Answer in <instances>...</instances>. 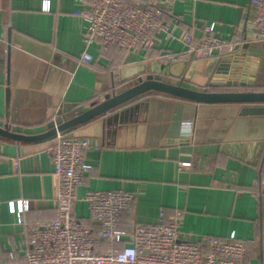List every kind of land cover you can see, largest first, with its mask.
I'll use <instances>...</instances> for the list:
<instances>
[{
	"label": "crops",
	"instance_id": "1",
	"mask_svg": "<svg viewBox=\"0 0 264 264\" xmlns=\"http://www.w3.org/2000/svg\"><path fill=\"white\" fill-rule=\"evenodd\" d=\"M96 1L0 0V125L26 134L43 131L59 110L67 118L84 111L169 62L162 58L168 52L190 64L181 85L202 89L222 56L183 58L187 46L177 35L187 31L197 40L206 27L246 53L243 61L248 57L250 68L257 66L253 89L264 90V40L251 21V0H166L172 36L160 33L152 47L134 51L93 44L92 61L82 63L83 18L76 11ZM241 106L150 91L66 130L90 143L78 197L86 189L136 194L131 211L120 216L116 250L129 242L135 222L155 223L163 211L165 222L179 214L183 238L233 235L247 242V263L264 264V187L258 183L264 139L247 138L242 129L228 138ZM185 120L194 121L191 131L181 127ZM51 143L52 137L27 142L0 136V264H25L31 227L56 216ZM181 161L191 166L179 169ZM74 213L88 220V204L76 202ZM107 248V241L97 247Z\"/></svg>",
	"mask_w": 264,
	"mask_h": 264
},
{
	"label": "built area",
	"instance_id": "2",
	"mask_svg": "<svg viewBox=\"0 0 264 264\" xmlns=\"http://www.w3.org/2000/svg\"><path fill=\"white\" fill-rule=\"evenodd\" d=\"M165 11L166 0H97L91 7L79 9L76 12L83 18L85 46L80 62L92 61L88 49L93 44L100 49L114 45L134 51L152 47L160 33L172 36L174 28L164 18ZM249 11L256 36L264 40V0H251ZM177 39L187 46L183 58L224 56L234 53L236 47L235 42L210 34L209 27L197 40L187 31H181ZM162 58L174 62L182 57L168 52ZM193 126V120L181 123L187 131ZM89 146L87 138L68 131H58L52 137L47 151L56 182L52 199L56 216L43 226L31 227L25 264H249L245 261V240L233 235L200 242L185 239L179 214L165 222L163 211L155 223L135 222L129 242L116 250L114 244L122 237L118 227L120 216L131 211L136 194L122 189H86L80 197L76 195L77 187L85 183L84 157ZM190 166V161H181L178 168ZM258 183L264 187V171H260ZM78 201L88 204V220L76 217L74 206ZM24 208H29L27 200ZM94 225L99 227L98 231ZM103 241H107L108 248L100 252L97 247Z\"/></svg>",
	"mask_w": 264,
	"mask_h": 264
},
{
	"label": "water",
	"instance_id": "3",
	"mask_svg": "<svg viewBox=\"0 0 264 264\" xmlns=\"http://www.w3.org/2000/svg\"><path fill=\"white\" fill-rule=\"evenodd\" d=\"M248 44L245 43L244 48ZM245 52L236 51L222 56L207 85L202 89H193L181 85L190 64L185 59L163 62L150 68L144 77H136L126 87L106 93L102 100L93 101L82 112L67 118L62 110L57 117L46 124V129L26 134L13 131L7 125H0V136L16 141L36 142L53 137L56 132L66 131L78 124L104 115L120 105L147 92H160L196 103H234L241 106L237 117L228 131V138H235L240 129L247 130V138L264 139V90H255L256 64L250 69V58H243ZM243 135V134H242Z\"/></svg>",
	"mask_w": 264,
	"mask_h": 264
},
{
	"label": "trees",
	"instance_id": "4",
	"mask_svg": "<svg viewBox=\"0 0 264 264\" xmlns=\"http://www.w3.org/2000/svg\"><path fill=\"white\" fill-rule=\"evenodd\" d=\"M165 14H169L167 10L165 11ZM260 171H264V163L261 164Z\"/></svg>",
	"mask_w": 264,
	"mask_h": 264
},
{
	"label": "clouds",
	"instance_id": "5",
	"mask_svg": "<svg viewBox=\"0 0 264 264\" xmlns=\"http://www.w3.org/2000/svg\"><path fill=\"white\" fill-rule=\"evenodd\" d=\"M185 126H187V122H185Z\"/></svg>",
	"mask_w": 264,
	"mask_h": 264
},
{
	"label": "bare ground",
	"instance_id": "6",
	"mask_svg": "<svg viewBox=\"0 0 264 264\" xmlns=\"http://www.w3.org/2000/svg\"><path fill=\"white\" fill-rule=\"evenodd\" d=\"M251 69V68H250Z\"/></svg>",
	"mask_w": 264,
	"mask_h": 264
}]
</instances>
